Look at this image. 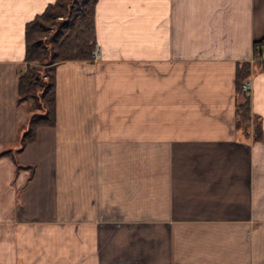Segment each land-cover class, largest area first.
Returning <instances> with one entry per match:
<instances>
[{"label": "crops", "instance_id": "obj_1", "mask_svg": "<svg viewBox=\"0 0 264 264\" xmlns=\"http://www.w3.org/2000/svg\"><path fill=\"white\" fill-rule=\"evenodd\" d=\"M0 0V152L27 127L26 25ZM95 58L59 62L57 123L0 157V264H264L263 136L236 124V68L264 0H97Z\"/></svg>", "mask_w": 264, "mask_h": 264}, {"label": "trees", "instance_id": "obj_2", "mask_svg": "<svg viewBox=\"0 0 264 264\" xmlns=\"http://www.w3.org/2000/svg\"><path fill=\"white\" fill-rule=\"evenodd\" d=\"M97 0H56L26 25V55L28 66L19 78V103H27L29 119L20 134V143L0 152L9 155L16 170L30 168L19 158L24 147L37 136L42 125L57 123V72L59 62L66 60L87 61L95 58L97 47L95 7ZM264 48V36L255 40L254 57L258 58ZM36 61L39 64L32 63ZM256 63L264 68L262 60H243L236 68V124L253 131L255 139H261L263 129L251 107V95L244 90Z\"/></svg>", "mask_w": 264, "mask_h": 264}, {"label": "built area", "instance_id": "obj_3", "mask_svg": "<svg viewBox=\"0 0 264 264\" xmlns=\"http://www.w3.org/2000/svg\"><path fill=\"white\" fill-rule=\"evenodd\" d=\"M255 60H262V61H264V48H263V50H262V52H261V55H260L258 58H255V57H254V60H253V61H255ZM251 88H252L251 80H250V78H247V79L245 80V82H244V90H245L247 93H250Z\"/></svg>", "mask_w": 264, "mask_h": 264}, {"label": "rangeland", "instance_id": "obj_4", "mask_svg": "<svg viewBox=\"0 0 264 264\" xmlns=\"http://www.w3.org/2000/svg\"><path fill=\"white\" fill-rule=\"evenodd\" d=\"M32 63H34V64H39V63H37L36 61H33ZM19 143H20V140H18L17 144H19Z\"/></svg>", "mask_w": 264, "mask_h": 264}]
</instances>
